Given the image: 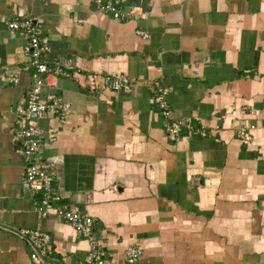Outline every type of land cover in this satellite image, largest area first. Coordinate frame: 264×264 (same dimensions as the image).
I'll return each mask as SVG.
<instances>
[{
	"label": "crops",
	"instance_id": "obj_1",
	"mask_svg": "<svg viewBox=\"0 0 264 264\" xmlns=\"http://www.w3.org/2000/svg\"><path fill=\"white\" fill-rule=\"evenodd\" d=\"M122 17L94 0H0V264H35L19 228L49 237L41 264H264V0H123ZM32 17L50 60L70 77L45 76L40 96L68 107L38 121L37 161L57 205L91 218L88 235L40 218L23 183L15 109L30 85L26 37L6 28ZM137 31L146 33L143 38ZM122 74L126 88H104ZM11 79H15L13 82ZM165 90V133L152 96ZM253 124L243 144L236 130Z\"/></svg>",
	"mask_w": 264,
	"mask_h": 264
},
{
	"label": "built area",
	"instance_id": "obj_2",
	"mask_svg": "<svg viewBox=\"0 0 264 264\" xmlns=\"http://www.w3.org/2000/svg\"><path fill=\"white\" fill-rule=\"evenodd\" d=\"M123 0H94L95 9L100 13H107L113 19L122 17L119 4ZM8 30L22 32L26 41L23 51L28 56V66L31 68L30 85L24 95L22 105L15 109L16 127L15 138L20 140V153L24 159L22 181L27 188L38 196L34 210L40 218L55 216L61 221L69 223L77 232L88 235L90 232L91 218L79 212L77 207H63L57 205L60 196L54 191L52 178L48 172L47 164H39L37 154L39 150V138L37 131L38 121L50 112L60 114L68 105L53 94H41V87L45 84V76L52 74L60 77H70L71 67L67 63L50 60L48 46L44 38L40 37V28L32 17L12 18L5 22ZM141 37L146 38V33L137 31ZM15 82V79H11ZM130 80L122 74H107L102 76L104 88L111 91H119L127 87ZM165 90L157 87L152 96L162 118L166 119L165 133L170 138H176L179 132V123L168 122L169 105L165 99ZM253 124L241 126L236 130V137L248 144L252 139ZM18 237L30 247L29 258L35 264H41L45 255L49 252V235L40 228H19L16 231ZM104 256V250L100 243L91 241L88 254L83 264H99ZM139 250L130 245L125 250V264H137Z\"/></svg>",
	"mask_w": 264,
	"mask_h": 264
},
{
	"label": "water",
	"instance_id": "obj_3",
	"mask_svg": "<svg viewBox=\"0 0 264 264\" xmlns=\"http://www.w3.org/2000/svg\"><path fill=\"white\" fill-rule=\"evenodd\" d=\"M52 185H53V183H52ZM36 198H38V196H36Z\"/></svg>",
	"mask_w": 264,
	"mask_h": 264
}]
</instances>
